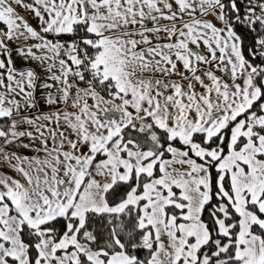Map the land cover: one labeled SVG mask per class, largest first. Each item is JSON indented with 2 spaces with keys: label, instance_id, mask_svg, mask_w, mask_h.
Segmentation results:
<instances>
[{
  "label": "snow or ice",
  "instance_id": "snow-or-ice-1",
  "mask_svg": "<svg viewBox=\"0 0 264 264\" xmlns=\"http://www.w3.org/2000/svg\"><path fill=\"white\" fill-rule=\"evenodd\" d=\"M0 264H264V0H0Z\"/></svg>",
  "mask_w": 264,
  "mask_h": 264
}]
</instances>
